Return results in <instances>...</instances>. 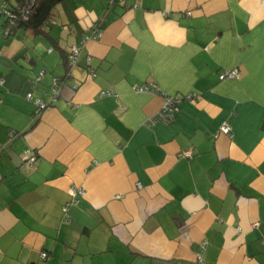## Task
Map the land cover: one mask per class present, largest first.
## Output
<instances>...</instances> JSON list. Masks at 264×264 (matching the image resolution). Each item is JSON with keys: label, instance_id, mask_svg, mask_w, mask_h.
I'll return each mask as SVG.
<instances>
[{"label": "crops", "instance_id": "obj_1", "mask_svg": "<svg viewBox=\"0 0 264 264\" xmlns=\"http://www.w3.org/2000/svg\"><path fill=\"white\" fill-rule=\"evenodd\" d=\"M110 1L0 34V264H264V0Z\"/></svg>", "mask_w": 264, "mask_h": 264}, {"label": "built area", "instance_id": "obj_2", "mask_svg": "<svg viewBox=\"0 0 264 264\" xmlns=\"http://www.w3.org/2000/svg\"><path fill=\"white\" fill-rule=\"evenodd\" d=\"M124 0H111L110 4L115 5L118 4L120 2H122ZM100 31L98 29H95L92 31L91 35L86 36L82 43L85 42L86 40H88L89 38H93L96 39L100 36ZM81 51V44L80 45H73L70 47V49L68 50L67 53V58H68V64L70 66H73L76 62V58L78 56V54ZM44 73V70H40L36 75H34L30 82L31 83H36L38 81H40L42 75ZM90 75H93V72L90 71ZM237 76V70H229L226 72H223L219 75L220 79L223 78H234ZM2 83V79L0 78V84ZM75 86V85H74ZM135 90L137 91H146V92H150V93H155L157 90L149 88L148 86H136L134 87ZM53 93H56V89L53 88ZM114 92L111 90H104L100 92V96H108V95H113ZM25 98L27 100H31L35 103V110H34V116H38L44 109H46V107L48 106V101H45L43 99L40 98H33L32 93L29 91L25 94ZM50 100H53V96L49 97ZM198 98V96L196 94H190L186 96V99L189 101H196V99ZM180 101V98L177 96L174 97H170V96H164L163 98V103L162 106L160 108V110L158 111V113L156 114V116L151 119V121L153 120H162V121H169L170 119H172L173 117V111H175L178 107V102ZM220 130L224 133H228L229 132V126L227 125V123H222V125L220 126ZM181 155L183 157H190L191 152L189 150L187 151H183L181 153ZM26 162L29 165H32L35 160H36V155L34 154V152L30 151V150H26ZM137 185L139 186V183H137ZM71 199L63 206L62 208V212L64 213V216L67 218V208L69 207V205L71 204H76L77 199H76V195L78 193H82V189H79L77 187H71L69 190ZM47 252H41L40 256L42 257V259H45L47 257Z\"/></svg>", "mask_w": 264, "mask_h": 264}, {"label": "trees", "instance_id": "obj_3", "mask_svg": "<svg viewBox=\"0 0 264 264\" xmlns=\"http://www.w3.org/2000/svg\"><path fill=\"white\" fill-rule=\"evenodd\" d=\"M60 1L61 0H0V34L4 38H8L21 29L28 31L32 35L39 34L42 32V26L48 22L53 7ZM77 58L75 64L70 66L67 56L65 57L68 73L71 72V68L75 67ZM37 83H39V81L36 83L33 82L32 85ZM49 104L50 103H48V105Z\"/></svg>", "mask_w": 264, "mask_h": 264}, {"label": "water", "instance_id": "obj_4", "mask_svg": "<svg viewBox=\"0 0 264 264\" xmlns=\"http://www.w3.org/2000/svg\"><path fill=\"white\" fill-rule=\"evenodd\" d=\"M68 74H70V73H68Z\"/></svg>", "mask_w": 264, "mask_h": 264}]
</instances>
